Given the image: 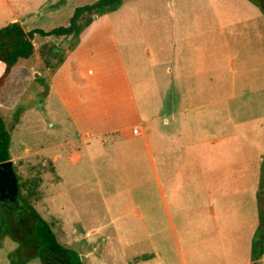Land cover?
<instances>
[{
  "label": "rangeland",
  "instance_id": "obj_1",
  "mask_svg": "<svg viewBox=\"0 0 264 264\" xmlns=\"http://www.w3.org/2000/svg\"><path fill=\"white\" fill-rule=\"evenodd\" d=\"M85 2L91 4L95 0ZM3 11L0 8V29L11 22L9 11ZM110 14L116 32L132 31L131 36L125 37L132 45L128 50L135 51L137 63L141 58L147 73L150 66L160 63L155 68L159 74L168 69L173 71V79L179 75L180 83H168L172 78L165 75L161 84H144L143 89L154 88L152 95L146 88L142 93L132 76L136 103L157 163L154 131L164 129L170 133L171 114L182 111H188V117L197 125H207L209 118L213 127V119H218L214 112L226 110L230 114L227 123L241 125L242 141H257L254 154L262 148L260 145L264 146V14L260 8L249 0H131ZM68 18L62 13L33 24L49 31L67 27ZM139 29L146 35L152 62L144 59L145 47L138 42ZM118 39L125 53L122 37ZM41 40L37 37V45ZM74 44L75 39L71 38L58 46L38 47L37 58L43 57V67L36 66L33 58L19 62L2 89L0 116L5 112L6 125L11 126L17 114H21L20 118L24 114L10 144V154L16 160L14 171L25 186L21 193L53 226L58 241L78 252L84 264H182L175 232L165 220L153 176L144 172L137 181L126 179L117 166L107 162L114 151L112 147L104 149V156L94 164L84 159L76 168L58 165L66 177L60 188L49 161L40 156L37 162L28 164V149L37 150L38 145L46 148L76 138L54 94L47 107L34 108L37 102L42 103L44 92L50 90L49 75ZM131 64L128 63L129 69ZM34 66L37 74L32 72ZM4 69L0 63V77ZM202 106V111H196ZM217 135L219 132L209 128L202 138ZM165 192L171 207L170 194L166 189ZM60 203L65 206L61 211ZM70 210L81 217L82 227H75L72 222L58 223L59 216ZM183 223L184 227L179 228L175 222V231L186 264H224L225 261L209 258L215 252L211 245L215 241H205L206 235L200 234L202 229L187 228V215ZM90 230L98 235L86 238ZM17 247L6 239L0 250V264H9L8 255ZM195 251L200 254L198 260L193 258ZM28 264L41 261L36 258Z\"/></svg>",
  "mask_w": 264,
  "mask_h": 264
},
{
  "label": "crops",
  "instance_id": "obj_2",
  "mask_svg": "<svg viewBox=\"0 0 264 264\" xmlns=\"http://www.w3.org/2000/svg\"><path fill=\"white\" fill-rule=\"evenodd\" d=\"M85 3V0H0V8L11 14L9 24L19 23L25 32H49L54 29L45 31L36 28L33 23L62 13L69 16L70 20L76 8L90 5ZM111 15L96 17L81 33L76 46L66 52L62 64L49 75L50 90L44 92L42 103L34 105L35 109L47 107L54 94L60 109L73 126L75 140H65L46 148L38 145L40 148L32 151L28 149V164H34L40 156L45 162L49 161L53 166L52 173L60 180V188L65 184L66 177L58 169V165H64L65 169L68 166L76 168L82 165L84 159L94 164L104 156V149L110 146L114 151L108 155L107 162L117 166L126 179L137 181L144 172L153 176L165 220L175 232L178 257L182 264L186 262L175 231V222L179 223V228H183L185 215L187 228L191 226L202 229L200 234L206 235L205 241H215L216 244L211 243L215 251L209 257L211 260L225 261L224 264H253L251 249L259 227L257 197L264 146L260 145L262 148L254 154L257 141H242L241 125L227 123L230 114L226 110L225 113L220 109L214 112L213 115L218 119H213V127L209 118L205 121L207 125H197L188 117V111H182L171 114L170 133L164 129L154 131L157 163L151 153L146 127L136 103L132 76L142 93L146 88L149 95H152L154 88L143 89L144 84H161L162 76L165 75L172 78L168 83H180L179 75L173 79V71L168 69L159 74L155 68L161 66L160 63L150 66L151 71L147 73L145 66L143 68L141 64V58L138 57L137 63L135 51L128 50L132 45L125 37L131 36L132 31L122 29L116 32ZM137 34L138 42L145 47L144 59L152 62L144 31L139 29ZM118 36L122 37L125 53L120 49L122 42ZM37 37L42 39L38 45ZM66 39L71 37L43 38L34 34L33 59L36 66L43 67L44 64L42 56L37 58L38 47L42 49L43 46H58ZM130 62L131 69L128 68ZM36 66L32 70L34 74H37ZM209 73L210 70L206 75ZM203 108L198 107L196 111H202ZM33 111L34 109L27 113ZM23 117L24 114L20 122ZM209 128L219 132V135L202 138V134ZM10 157L15 165L16 160L11 154ZM165 189L170 194L171 207ZM59 205L60 211L65 209L62 203ZM73 212L74 210H70V213L60 215L58 223L61 225L72 222L75 227H82L81 217ZM192 216L195 218L188 219ZM97 235L95 230H90L86 238ZM4 243L0 250L4 248ZM199 255L195 251L193 258L198 260ZM154 260H157V254ZM257 264H264V255Z\"/></svg>",
  "mask_w": 264,
  "mask_h": 264
},
{
  "label": "trees",
  "instance_id": "obj_3",
  "mask_svg": "<svg viewBox=\"0 0 264 264\" xmlns=\"http://www.w3.org/2000/svg\"><path fill=\"white\" fill-rule=\"evenodd\" d=\"M126 1L131 0H97V2L78 7L74 10L67 27L56 28L49 32L35 30L25 32L19 23H11L0 29V63L5 69L0 77V96L6 81L13 69L21 61L34 57V34L40 37H71L75 39V47L81 33L88 28L96 17L100 18L118 10ZM261 9L264 14V0H249ZM63 62L60 59L58 68ZM17 114L11 126L6 125L5 118L0 116V164L11 161V133L20 122ZM53 172V170H52ZM19 180V179H18ZM25 187L19 182V205L0 207V248L6 239L18 245L14 253L8 255L9 264H28L38 258L41 264H84L81 256L75 250L62 245L53 226L46 222L36 211L27 196L21 190ZM259 227L252 243L251 260L253 264L264 255V156L261 162V177L258 193ZM38 201V199H36Z\"/></svg>",
  "mask_w": 264,
  "mask_h": 264
},
{
  "label": "water",
  "instance_id": "obj_4",
  "mask_svg": "<svg viewBox=\"0 0 264 264\" xmlns=\"http://www.w3.org/2000/svg\"><path fill=\"white\" fill-rule=\"evenodd\" d=\"M19 203V180L12 161L0 164V203Z\"/></svg>",
  "mask_w": 264,
  "mask_h": 264
},
{
  "label": "flooded vegetation",
  "instance_id": "obj_5",
  "mask_svg": "<svg viewBox=\"0 0 264 264\" xmlns=\"http://www.w3.org/2000/svg\"><path fill=\"white\" fill-rule=\"evenodd\" d=\"M11 204H15V203H11V202H9L8 200H5V203H3V202H1L0 203V207H9V205H11Z\"/></svg>",
  "mask_w": 264,
  "mask_h": 264
}]
</instances>
